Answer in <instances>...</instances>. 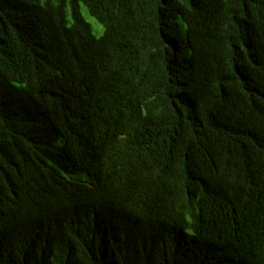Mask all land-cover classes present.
Returning <instances> with one entry per match:
<instances>
[{
    "label": "trees",
    "instance_id": "trees-1",
    "mask_svg": "<svg viewBox=\"0 0 264 264\" xmlns=\"http://www.w3.org/2000/svg\"><path fill=\"white\" fill-rule=\"evenodd\" d=\"M0 264H264V0H0Z\"/></svg>",
    "mask_w": 264,
    "mask_h": 264
},
{
    "label": "rangeland",
    "instance_id": "rangeland-1",
    "mask_svg": "<svg viewBox=\"0 0 264 264\" xmlns=\"http://www.w3.org/2000/svg\"><path fill=\"white\" fill-rule=\"evenodd\" d=\"M82 7V12L85 16V18L88 20V22L91 24L92 31L96 36H100L103 33L104 27L101 23H99L94 17H92L89 12L87 11L86 7L84 5Z\"/></svg>",
    "mask_w": 264,
    "mask_h": 264
}]
</instances>
